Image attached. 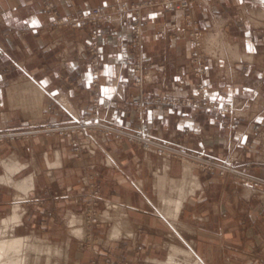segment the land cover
I'll return each mask as SVG.
<instances>
[{"label":"crops","instance_id":"0c3cea01","mask_svg":"<svg viewBox=\"0 0 264 264\" xmlns=\"http://www.w3.org/2000/svg\"><path fill=\"white\" fill-rule=\"evenodd\" d=\"M54 1L60 13H69L132 0ZM192 12L202 30L203 82L217 107L228 108L227 115L192 104L200 92L197 95L191 73V47L182 12L144 13L142 92L184 103H151L137 111L127 103L135 92L128 15L113 16L98 27L100 68L94 87L87 30L50 28L39 0H0V126L80 119L90 111L95 94L102 120L128 126L141 119L164 141L202 149L236 167L250 163L253 175L264 181V0H200ZM82 140L86 150L79 157L65 138L0 145V210L6 209L10 216L16 195L21 194L22 220L26 208L47 193L49 203L73 208L75 198L86 189L85 175L97 172L101 216H107L103 221L108 223L101 240L107 246L115 240L134 238L146 244L149 240L146 251L165 257L168 245L180 247L178 241L208 263L215 264L224 252L229 254V264H264V197L260 194L242 191L216 174L189 169L183 162L143 152L125 141L91 133H84ZM9 158L18 166L6 170ZM24 178H31L25 194L14 185ZM164 202L177 210L164 214ZM66 211L65 240L70 250L73 238L80 236L72 232L80 226V218ZM73 218L77 221L72 222ZM114 225L119 227L116 234Z\"/></svg>","mask_w":264,"mask_h":264},{"label":"rangeland","instance_id":"374dc122","mask_svg":"<svg viewBox=\"0 0 264 264\" xmlns=\"http://www.w3.org/2000/svg\"><path fill=\"white\" fill-rule=\"evenodd\" d=\"M151 0H132L125 3H109L103 5L94 6L86 11H73L69 13H60L54 0H39V9L44 13L48 19V26L50 28H58L66 31H79L82 29L87 30V33L91 39V45L89 47L90 55V69L92 73L91 84L96 87L93 83V70L98 68L99 73V59L97 52V36L98 27L104 21L110 19L113 16H121L123 14L129 17V31L130 40L129 46L132 50V61L131 68L133 72L132 78V88H134V93L128 98V104L139 110L144 105L151 103H170L173 105L183 104L182 100L175 99H163L160 97H150L142 92L143 78H144V59L142 55L143 50V37L145 33L146 21L144 13L147 11H180L183 13V27L188 35V40L191 47V73L195 79V89L197 90V95L195 98L191 99L192 104L196 107L202 109H213L216 108L218 112L222 115H227L228 108L223 106L218 108L216 103L210 98L207 93V85L203 82V75L206 71V56L202 49V30L198 27L197 18L193 14V9L198 5L200 0H187L188 9H151V6H145L144 4ZM157 2V0H154ZM51 4V5H49ZM141 4L138 10L137 22L140 25L136 28L138 23L133 21L132 12L119 13L117 10L122 8L134 7V5ZM149 7V8H148ZM51 8V9H48ZM103 8L107 11L104 18H98L95 16V22L84 23L81 28L72 27V23L75 19L79 18L82 13L93 11L95 9ZM113 11V13H111ZM72 18V21L68 19ZM66 23H63V22ZM201 39H200V38ZM203 59V60H202ZM99 76V75H98ZM98 80V77H97ZM95 95V94H94ZM92 97L91 99V109L80 119H74L69 121H61L55 123L41 122V123H29L26 125L20 124H10L5 126H0V145H10L12 143L20 142H30L40 139H50L54 140L57 138H65L68 140L69 149L75 153L77 157L83 154L86 147L83 140L84 133L97 134L110 138L112 140L125 141L129 145L136 147L137 149L147 152L154 153L160 156H169L175 161L183 162L190 161L195 164V168L200 169L204 172H209L218 175L225 180L231 181L239 185V189L245 192H250V194H260L264 197V181L253 175L251 171V164L245 163L242 167H236L227 164L225 161H219L213 156L207 154V152L202 149H194L192 147H185L180 144H173L172 142L164 141L155 134L152 133L150 128L146 125L144 121L138 119L137 123L134 125L124 126L113 121H105L100 117V104L98 97ZM75 130L73 132L72 126ZM146 128V132L150 135L154 142L147 143V141L142 139V135L139 132L141 127ZM235 127V125H232ZM143 127V128H144ZM144 128V129H145ZM140 133V134H139ZM148 135V136H149ZM148 137V138H150ZM150 138V139H151ZM225 173V174H224ZM85 186L86 189L80 197L75 198L73 208H61L49 203V194H42L41 201L34 205H30L26 208L25 217L19 222L10 224V227L5 228L4 224L0 222V228L6 233V236L11 237H33L36 240H41L44 244L48 245H58L65 247L67 240L66 236V220L67 216L66 210H72L75 215L80 218V227L82 226L83 234L77 236L78 238H73V243H71L70 252L68 256H61L54 254L52 256V262H57L59 264H75L77 261L80 264H153V259L163 260L164 256L151 255L146 251L149 247L148 244L151 241L146 240L147 244L140 242L139 240H115L111 241L110 245L107 246L101 237L106 233L108 228V223L103 221L101 216V211L103 209L102 202V190H101V177L97 172L88 173L85 175ZM253 191V192H252ZM48 202L49 204H44ZM39 203V204H38ZM20 213V212H19ZM8 216L6 209L0 210V221ZM82 223V224H81ZM13 225V226H12ZM14 228H12V227ZM5 228V229H4ZM12 228V230H11ZM86 228V229H85ZM6 230V231H5ZM87 231V232H86ZM9 234H8V233ZM11 232V233H10ZM85 232V233H84ZM17 234V235H15ZM10 235V236H9ZM27 235V236H26ZM74 237V236H73ZM33 240V239H32ZM39 242V241H37ZM181 248H185V245L176 242ZM177 246V245H176ZM61 247V248H63ZM81 252L82 255L78 256L76 253ZM30 255L26 257V264H46V257H43L38 263L34 262V254L32 251L28 252ZM148 256V257H147ZM194 256V257H193ZM191 257H185L180 255L182 264H190L196 258L195 253ZM32 257V258H31ZM157 257V258H156ZM203 264H212L203 260L201 257L197 256ZM190 258V259H188ZM193 261H191L192 259ZM196 258V259H198ZM198 259V260H199ZM229 254L221 252L215 260V264H229ZM149 261V262H148Z\"/></svg>","mask_w":264,"mask_h":264},{"label":"bare ground","instance_id":"6f19581e","mask_svg":"<svg viewBox=\"0 0 264 264\" xmlns=\"http://www.w3.org/2000/svg\"><path fill=\"white\" fill-rule=\"evenodd\" d=\"M209 36V35H208ZM207 36V37H208ZM212 36V35H211ZM220 36H221V34H220ZM215 37V36H214ZM200 38V37H199ZM203 38V37H202ZM215 38H217L218 39V37H215ZM201 39V38H200ZM206 40V39H205ZM208 40V39H207ZM225 40V39H224ZM223 41V40H222ZM202 42V41H201ZM226 42V41H225ZM205 43H207L206 41H205ZM214 43V42H213ZM217 43H219V42H217ZM202 44V43H201ZM227 44V43H226ZM214 45V44H213ZM219 45V44H218ZM223 45H225V44H223ZM202 46V45H201ZM204 46V45H203ZM209 46V45H208ZM227 46H229V45H227ZM205 47V46H204ZM214 47H215V45H214ZM222 47V46H221ZM223 48V47H222ZM211 49H212V47H211ZM225 49V48H224ZM213 50V49H212ZM233 50V49H232ZM207 52H209V51H207ZM211 52V51H210ZM215 52V51H214ZM223 53V52H222ZM208 54V53H207ZM224 55V54H223ZM210 56V55H209ZM242 59V58H241ZM203 60V59H202ZM28 82V81H27ZM28 84V83H27ZM31 84H33V82H31ZM25 85V84H24ZM29 86V85H28ZM34 86H36V85H34ZM24 87V86H23ZM32 87V86H31ZM26 88V87H25ZM25 88H23V89H25ZM36 88H37V86H36ZM20 89V88H19ZM38 89V88H37ZM29 91V90H28ZM41 91V90H40ZM36 92V91H35ZM39 91H37V96L40 94V93H38ZM22 93H23V91H22ZM22 93H20V94H22ZM28 93V92H27ZM31 93H33V89H32V92ZM26 95V94H25ZM21 96H23V95H21ZM35 97V95L32 97V96H28L29 98H34L33 100H35L36 98H38V97ZM10 97V96H9ZM11 97H13V96H11ZM17 97H19V96H17ZM25 97V96H24ZM42 97V96H41ZM22 98V97H21ZM40 98V97H39ZM13 99H15V98H13ZM12 99V100H13ZM19 99V98H18ZM20 100H17L16 102L18 103ZM29 101H32V100H29ZM27 102V101H26ZM36 102V101H35ZM12 103H14V102H12ZM21 103H23L24 104V99H23V101L21 102ZM32 103V102H31ZM31 103H29V104H31ZM33 104V103H32ZM22 105V104H21ZM25 105H26V103H25ZM28 105V104H27ZM34 105V104H33ZM32 105V106H33ZM22 106H24V105H22ZM27 107V106H26ZM29 107V106H28ZM27 109V108H26ZM29 109H32V108H29ZM9 160H11L10 158H9ZM47 160V159H46ZM57 160V159H56ZM56 160H54V161H56ZM1 161H3V160H1ZM12 161V162H11ZM11 161H8L9 163L8 164H4L5 165V167L4 168H6V167H8L9 166V168L10 169H12V167H17L18 166V164H17V162H15V161H13V160H11ZM191 161V160H190ZM190 161H183V164H185L189 169L190 168H194L195 167V164L193 163V162H190ZM7 162V161H6ZM55 163V162H54ZM59 163V162H58ZM1 164V163H0ZM51 164V163H50ZM3 165V166H4ZM48 165V164H47ZM50 166V168H52L51 166L52 165H49ZM56 166V165H55ZM168 166V165H167ZM165 167V166H164ZM182 167H184V165L182 166ZM3 168V169H4ZM184 168H186V167H184ZM187 168V169H188ZM9 169V170H10ZM18 169V168H17ZM16 169V170H17ZM6 170H7V168H6ZM15 170V169H14ZM14 170H13V172H14ZM166 170V169H165ZM192 170V169H191ZM184 171L186 172V169H184ZM6 172V171H5ZM9 172H11V171H9ZM166 172V171H165ZM13 174V173H12ZM168 174V173H167ZM225 174V173H224ZM4 175V174H3ZM9 175H10V173H9ZM187 175H188V172H187ZM159 176V175H158ZM164 176V175H163ZM184 176V175H183ZM188 176H190V175H188ZM2 177V176H1ZM33 177V176H32ZM156 177V176H155ZM161 177H162V175H161ZM6 178V177H5ZM164 178V177H163ZM7 179H8V177H7ZM160 179V178H159ZM158 179V180H159ZM3 180V179H2ZM10 180V179H9ZM160 180H162V179H160ZM159 180V181H160ZM4 181V180H3ZM181 181H183V180H181ZM191 181H192V179H191ZM196 181V180H195ZM12 181H10V183H11ZM15 182V181H14ZM163 182V181H162ZM179 181H177V183H178ZM13 183V182H12ZM2 184V183H1ZM4 184V183H3ZM14 184V183H13ZM30 184H31V178H24V179H22V180H18V182H15V188H17V190H19V191H21V192H27L28 190V188L30 187ZM34 184V183H33ZM163 185V184H162ZM193 185V184H192ZM12 186V185H11ZM177 186V185H176ZM34 187V186H33ZM32 188V187H31ZM157 188V187H156ZM178 187H176V189H177ZM191 188V187H190ZM160 189V188H159ZM161 189H162V187H161ZM167 189V188H166ZM168 189H170L169 187H168ZM27 190V191H26ZM30 190V189H29ZM165 190V189H164ZM172 190V189H171ZM175 190V189H174ZM179 190V189H178ZM170 191V190H169ZM157 192L159 193V191H158V189H157ZM156 192V193H157ZM162 192V191H161ZM177 192V191H176ZM193 192V191H192ZM195 192V191H194ZM163 193V192H162ZM161 193V194H162ZM169 193V192H168ZM182 193V192H181ZM25 194V193H24ZM28 194V193H27ZM21 195V194H20ZM20 195H16V202H15V205L12 207L13 208V211H11L12 212V214L10 215V216H8V217H6L5 219L3 218L0 222H2V224H4V227L5 228H8V227H10V224H12V223H14L15 224V222L17 223V222H19L20 221V213H19V211H18V207H19V204H18V200H20L21 199V197H20ZM165 195V194H164ZM167 195V194H166ZM181 195V194H180ZM179 195V196H180ZM169 196H171L170 194H169ZM187 196V195H186ZM167 197V196H166ZM166 197H164V199L166 198ZM186 198V197H185ZM167 199V198H166ZM171 199V198H170ZM180 199V198H179ZM15 201V200H14ZM13 201V202H14ZM159 203V202H158ZM162 204V203H161ZM164 204H166L165 206L163 205V211L164 212H166V213H164V214H171L170 212L172 211V210H177V208L175 207L174 209H172L171 207H169L170 205H169V203L168 202H164ZM174 205V204H173ZM172 205V207H174ZM117 206V205H116ZM118 207V206H117ZM113 208V207H112ZM111 209V208H110ZM162 208L160 207V210H161ZM109 210V209H108ZM178 210H179V208H178ZM162 211V210H161ZM161 211H160V214H161ZM174 211V212H175ZM115 212V211H114ZM157 214V213H156ZM163 214V213H162ZM161 214V215H162ZM163 214V215H164ZM176 215H177V213H175ZM117 215V214H116ZM173 216H174V214H173ZM125 217V216H124ZM171 217H172V215H171ZM170 217V218H171ZM76 218V217H75ZM75 218H73L72 219V222H75V221H77V220H75ZM104 218H107V216L106 217H104ZM103 218V219H104ZM111 218V217H110ZM114 218H116V217H114ZM77 219H79V218H77ZM117 219V218H116ZM115 219V220H116ZM114 220V221H115ZM163 220V219H162ZM172 220V219H171ZM176 220V219H175ZM174 220V221H175ZM108 221V220H107ZM122 222V221H121ZM170 222V221H169ZM173 222V221H172ZM1 224V223H0ZM82 224V223H81ZM169 224V223H168ZM77 225V224H76ZM13 226V225H12ZM11 226V227H12ZM72 227V226H71ZM4 228V229H5ZM12 228H14V227H12ZM12 228H11V230H12ZM74 229L72 230V232L73 233H75V234H77V235H80V237H81V235L83 234V229H82V226L80 227H73ZM130 228V227H129ZM128 228V229H129ZM2 228H0V264H26V260L28 259V258H30V257H28L27 259H26V257L28 256V255H30L28 252H30V251H32L33 252V254H34V262L35 263H38L39 261H41V259L43 258V257H46V260H47V263L46 264H59V263H57V262H52V256L54 257V256H56V255H54V254H57V255H61L62 257L64 256H68V251H69V242H68V240L66 241V243H64L65 244V247H63V246H61V247H63V248H61L60 246H58V245H48V244H44L41 240H36L35 238H33V237H18V235L17 234H15V235H17V236H11V237H8V236H6V233L5 232H3L2 230H1ZM86 229V228H85ZM122 229V228H121ZM119 230V227H118V225L116 226V225H114V229H113V233L114 234H116L117 233V231ZM131 230H132V228H131ZM6 231V230H5ZM127 231V230H126ZM133 231V230H132ZM71 232V233H72ZM87 232V231H86ZM125 232V231H124ZM128 232V231H127ZM8 233V232H7ZM11 233V232H10ZM85 233V232H84ZM110 233V232H109ZM121 233V232H120ZM9 234V233H8ZM127 235V234H126ZM10 236V235H9ZM27 236V235H26ZM118 236H119V234H118ZM132 238V237H131ZM33 239V240H32ZM134 238H132V240H133ZM37 241H39V242H37ZM169 247H168V249H169V251H168V253H167V256H166V258L165 259H163V260H160V259H153L152 260V263L153 264H182L181 263V258H179V256L180 255H182V256H184V260H185V257H191V256H193L194 255V252H193V250H192V248L191 249H183V248H181V247H179V246H176V245H168ZM194 257V256H193ZM196 258H198L197 257V255L195 256ZM32 258V257H31ZM194 259V261H193V259L191 260V261H193L192 263H190V264H203V262L199 259ZM188 259H190V258H188ZM149 262V261H148ZM182 262H184V261H182ZM75 264H80V262L79 261H77ZM148 264V263H147ZM185 264H186V262H185Z\"/></svg>","mask_w":264,"mask_h":264},{"label":"built area","instance_id":"2783aa9c","mask_svg":"<svg viewBox=\"0 0 264 264\" xmlns=\"http://www.w3.org/2000/svg\"><path fill=\"white\" fill-rule=\"evenodd\" d=\"M186 1L187 0H157V2H156L154 0H151V1L146 2L144 5L145 6H151L152 7L151 8L152 10L153 9L172 10V9H179V8H181V9H188V3ZM45 3H47V0H45ZM49 5H51V4H49ZM144 5L137 4V5H134V7L122 8L121 10H117V12L119 13V11H121L120 14L121 13H125V12H132L133 21L134 22L135 21L137 22L138 17L136 16V14H138V10L139 11L141 10L139 6H142L143 7ZM48 9H51V8H48ZM111 13H113V11H111ZM106 15H108L107 14V11H105L103 8L95 9L93 11H89V12H86V13H82L81 16L79 18L75 19L71 25L74 28H81V26L84 23H88V22L89 23L90 22L93 23V22H95V19L97 17L101 19V18H104ZM95 16H97V17L95 18ZM68 21H72V18L68 19ZM61 22H63V21H61ZM63 23H66V22H63ZM139 25H140V23H138L137 26L136 25L133 26V28L136 30V28ZM98 75H99L98 68H95L93 70V80H94L93 83L95 85H96V83L98 81L97 80ZM73 127H76V126L75 125L72 126V129H73V132H74L75 129ZM143 127L144 126L141 127V129H140L139 132L141 133V136L142 135H146V136L145 137L142 136V139L145 140V141H147V143L151 142V140L154 142V139H152L150 137V135L148 134V132L145 131L146 128L144 127L145 128L144 129ZM148 137H150L151 139L148 138Z\"/></svg>","mask_w":264,"mask_h":264},{"label":"water","instance_id":"95a60500","mask_svg":"<svg viewBox=\"0 0 264 264\" xmlns=\"http://www.w3.org/2000/svg\"><path fill=\"white\" fill-rule=\"evenodd\" d=\"M245 191V189H243ZM253 192V191H252Z\"/></svg>","mask_w":264,"mask_h":264}]
</instances>
